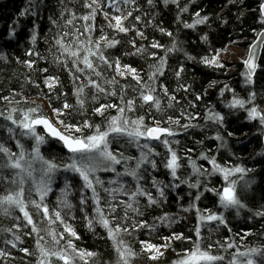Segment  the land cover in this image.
I'll use <instances>...</instances> for the list:
<instances>
[{"label":"snow or ice","instance_id":"6c2138e0","mask_svg":"<svg viewBox=\"0 0 264 264\" xmlns=\"http://www.w3.org/2000/svg\"><path fill=\"white\" fill-rule=\"evenodd\" d=\"M44 2L29 0L30 7L21 15H39ZM73 2L84 10L80 15L68 7ZM158 3L159 0H58V13L48 17L56 32L49 41L47 55L36 47L37 24L31 31V48L24 53L27 59L15 57L28 73L21 89L25 84L38 89V94L47 99L52 116L40 104L17 99L23 97L22 91L4 94L0 89V131L5 133L0 136V216L13 221L12 227L0 230L11 236H5L6 247L0 248L3 264L17 259L12 250L30 258L23 264H137L141 258L153 264L166 259L168 264H264V229L234 232L226 215L234 211L239 217L243 210L253 219L264 221V169L257 172L254 165L249 167L240 158L218 159V152L213 153L211 148L202 149L195 159L190 147L184 148L185 155L179 154L181 141L177 137L203 127L197 123L200 117L187 110L196 108L195 101L202 100V95L196 94L195 101L189 100L187 106L177 98L176 92L187 94L191 87L181 83L185 71L182 64L174 70L176 89L170 91L161 82L169 55L181 49L171 31L153 23L155 17L144 22L143 17L150 14L148 10ZM163 4L176 5L180 13L189 11L187 4L180 6V0H163ZM258 12L259 23L264 25V0ZM176 19L181 23L179 14ZM208 20L207 15L197 11L191 23L182 25L195 30ZM142 23L173 38L171 44L165 46L152 39L138 46L136 37L149 40L138 27ZM10 35L15 36V31ZM121 35L128 39H118ZM256 36L258 39L249 46L243 60L242 75L247 85L255 84L254 77L261 69L259 53L264 51V30L256 32ZM201 39L207 42L208 36ZM127 45L133 50H128ZM223 51L214 50V55L202 57L201 62L222 69L225 64L219 56ZM185 55L188 60L195 59ZM133 56L153 61L148 64L146 78L137 67L124 62L125 57ZM0 61L7 63V55L0 54ZM215 84L212 81L209 87ZM225 92H231L232 98L224 106L230 112L243 111L246 120L255 122L264 135V110L256 102V91L250 90L246 98H241L224 84L220 97ZM176 112L179 116H175ZM203 119L205 125L211 122L225 127L226 115L213 107L207 108ZM209 139L221 147L226 143L219 131ZM196 144L202 145L203 141L197 140ZM160 147L164 152L157 150ZM257 155L264 158V151ZM198 161L206 162L208 167ZM257 163L264 165V159ZM161 166L169 178L167 182L154 175ZM186 169L190 173L182 172ZM252 173L259 176L258 185ZM181 185L196 190L194 199L182 209L194 210L196 223L189 230L191 235L183 231L163 234L161 227L172 229L180 221L167 212L153 213L163 209L168 192ZM249 191L259 192L254 208L248 203ZM205 193L215 198L212 208L198 206L206 198ZM53 195L54 201L50 199ZM78 222L94 237L109 242L112 255L108 259L84 246ZM141 235L147 239H140ZM213 235L217 238L213 239ZM254 235L259 237L258 243H244ZM24 237L33 244L28 245ZM177 242L186 247L178 249ZM169 252L174 254L170 259L166 256Z\"/></svg>","mask_w":264,"mask_h":264},{"label":"trees","instance_id":"16d2710c","mask_svg":"<svg viewBox=\"0 0 264 264\" xmlns=\"http://www.w3.org/2000/svg\"><path fill=\"white\" fill-rule=\"evenodd\" d=\"M260 2L261 0H237L236 3H231L230 0H196L195 3H191V0H180L181 7L186 4L189 7L188 12L180 13V9L176 5L173 4L166 7L163 4V0H159L157 7L148 10L150 14L143 17L145 23L153 20V17H155L153 23L171 31L173 38L178 42V47L181 49V51L169 55L168 68L165 76L160 78L161 82H165L170 91L176 89L177 81L174 77V70L182 64L185 71L182 74L181 83L185 86L191 85V87L187 94L183 91L176 92L177 98L181 100L183 105L187 106L189 100L195 101L196 94L202 95V100L195 101L196 108L188 107L187 110L196 113L200 117L197 123L203 127L202 129H190L188 132L177 137L181 141L180 155H185L184 148L190 147L193 149L191 155L195 159L202 149L211 148L213 153L218 152V159L231 161L234 157L240 158L247 166L252 167L254 165L257 172L264 169V165L257 163V161L264 159L257 155L264 151L262 144L264 135L260 134L258 125L255 122L249 123L243 111L233 110L230 112L224 106L232 98L231 92H225L223 97L219 95L220 89L223 88L224 84H228L241 98H246L250 90H255L257 93L256 102L260 106L264 100V51L260 60L261 69H258L254 77V85H247L245 83V78L242 75L245 68L241 61L226 62L221 60L225 64V67L222 69L207 67L201 62L202 57L212 56L215 54L214 50H226L230 45L249 48L256 38V32L264 29V25L259 23L258 5ZM28 7H30L29 0H0V54H6L8 57L7 63L0 61V89H3L4 94H9V90L22 91L23 97L17 96V99H27L30 105L33 102L42 105L45 113L48 115L51 112V109L48 107V101L42 94H38V89L29 84H25L23 89H21L20 85L24 81L25 74L28 73L25 67L16 63L15 57H19L21 60L27 59L24 53L26 49L31 48L30 35L33 27L37 24L39 25V36L36 47L42 54L47 55L49 41L56 32V29L49 23L48 17L54 12L58 13L60 5L58 4V0H45L44 5L39 10V15H21ZM68 7L75 9L77 15H80L84 11L79 7V4L74 2L68 3ZM197 11H200L202 16L207 15L209 17L207 23L198 25L195 30L183 28L182 22L191 23ZM178 14L181 23L177 22L176 17ZM138 27L144 30L145 34L149 37V40L143 41L139 37H136L138 46L140 43L147 45L152 39L158 40L165 46H169L172 42L173 38L161 35L159 31H156L151 26L145 27L142 23ZM49 28H52L51 32H49ZM13 30L15 31V36L10 35ZM129 35L135 36V33H130ZM203 35L208 36L207 42L201 39ZM117 38L121 40L128 39V37L123 35ZM127 48L130 51L133 50L131 45H127ZM150 51L163 55V52L156 49H150ZM185 53L195 59L188 60ZM124 62L131 63L132 66L137 67L144 74L145 78L148 72V64L153 63L147 57L141 58L139 56L125 57ZM41 65L43 66V61H41ZM212 81H215L216 84L214 87H209ZM132 83L134 84L135 82L132 81ZM205 90H207V95H203ZM0 107H3V105L0 104ZM209 107H213L216 111L226 115L225 127L219 128L211 122L205 125L203 116ZM260 108L264 110L261 106ZM175 116H179V113L176 112ZM217 131L220 132L226 141L223 147L214 139H209V137H214ZM228 132H232L233 135L229 136ZM2 135H5V133L0 131V136ZM197 140H202L203 144L197 145ZM157 150L164 152L162 147ZM132 152L135 153V149H132ZM198 163H202L205 167H208L204 161H198ZM190 171V169L182 170L185 174L190 173ZM102 175L107 176L108 174ZM154 175H156L157 179H162L166 182L169 179L162 166L161 171L154 173ZM250 175L256 176V185H258L260 180L257 173ZM194 179L193 177V181ZM195 191L194 189H188L186 185H181L179 189L168 192V202L163 206V209H157L153 214L160 215L167 212L176 217L180 222L173 225L172 229L161 227L159 229L161 233L169 234L171 231H183L186 235H191L189 230L196 223L195 211L183 212L182 209L187 208L189 203L194 199ZM205 197L202 198L198 206L201 208H212L215 198L211 197L208 193H205ZM54 198L55 195L50 199L54 201ZM254 200H259V192L257 191L253 194L249 191L248 203L250 207L254 208L256 206L253 203ZM226 215H228L230 224L234 226V232H256L257 230L264 229V221L253 219L251 213L247 211L242 210L239 217L235 215L234 211ZM146 218L150 219V217ZM12 225L13 221L0 216V230L10 228ZM78 231L83 236L85 247L101 252L104 259H108L112 255L109 242L98 239L87 232L82 222H78ZM97 232L103 235L102 229L98 228ZM205 234H207V229H205ZM5 236L11 239V236L0 231V248L6 247L3 244ZM24 238L28 240V245L33 244V241L28 237ZM216 238L217 236L213 235V239ZM128 239L131 240V238ZM140 239H147V237L141 235ZM156 242L160 243L161 241L157 240ZM258 242L259 237L255 235L248 237L244 241L245 244H256ZM132 243L139 249V244L134 240ZM176 246L178 249L186 247V245H182L180 242H177ZM7 247L10 248V245ZM12 251L17 256V259L15 261L10 260L9 264H23L24 260L30 259L29 257H24L23 253H18L15 250ZM166 256L170 259L174 254L169 252ZM0 264H3V262L0 261ZM137 264H153V262L141 258L137 261ZM161 264H168L167 259L162 261Z\"/></svg>","mask_w":264,"mask_h":264},{"label":"rangeland","instance_id":"374dc122","mask_svg":"<svg viewBox=\"0 0 264 264\" xmlns=\"http://www.w3.org/2000/svg\"><path fill=\"white\" fill-rule=\"evenodd\" d=\"M248 49L245 47H241L239 45H230L227 47L225 51L220 53V60L226 61V62H236L241 61L243 62L244 59H246ZM260 106L264 109V100L260 104ZM48 116H52V113L49 112Z\"/></svg>","mask_w":264,"mask_h":264},{"label":"water","instance_id":"95a60500","mask_svg":"<svg viewBox=\"0 0 264 264\" xmlns=\"http://www.w3.org/2000/svg\"><path fill=\"white\" fill-rule=\"evenodd\" d=\"M263 30H264V29H263ZM257 39H258V37L256 36V38L254 39V41H253L251 44H253ZM262 53H263V51H261V52L259 53V63H260V60H261V57H262ZM246 58H247V56H246ZM262 144H263V147H264V137H263V139H262Z\"/></svg>","mask_w":264,"mask_h":264}]
</instances>
